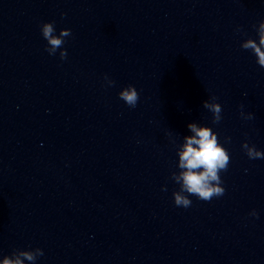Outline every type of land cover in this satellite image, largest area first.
I'll list each match as a JSON object with an SVG mask.
<instances>
[{
    "label": "water",
    "instance_id": "95a60500",
    "mask_svg": "<svg viewBox=\"0 0 264 264\" xmlns=\"http://www.w3.org/2000/svg\"><path fill=\"white\" fill-rule=\"evenodd\" d=\"M261 20L264 0H0V264H264V158L242 147L264 152V68L241 47ZM45 22L71 30L66 59ZM190 123L230 163L224 194L185 208Z\"/></svg>",
    "mask_w": 264,
    "mask_h": 264
},
{
    "label": "clouds",
    "instance_id": "9594fccd",
    "mask_svg": "<svg viewBox=\"0 0 264 264\" xmlns=\"http://www.w3.org/2000/svg\"><path fill=\"white\" fill-rule=\"evenodd\" d=\"M255 27V26H254ZM54 22H45L41 25V33L44 39L47 40L50 47H46L49 55H54L57 49L60 51V58L66 59L67 51L62 46L65 43V37L71 35L70 29H61L59 35L55 33ZM259 46L255 39L249 38L241 47L246 50H252L256 57L257 64L264 68V51H261V46H264V20L259 22ZM258 58V59H257ZM108 84H114V81L109 80ZM119 98L122 99L130 108H135L139 101V93L133 85H128L119 92ZM212 101H216L217 97L211 96ZM203 107L212 113L213 123H219L221 120L222 108L219 103H209L208 100L203 102ZM243 109V105H241ZM244 119H252L253 114H245L242 110L240 113ZM188 128L195 135L186 136V143L183 145V151L179 152V168L182 171L179 176L172 175V179L179 184V191L173 192L174 203L177 206L187 208L191 205V200L187 193L197 196L198 199L203 201H210L213 198L220 197L224 194L225 189L222 186L223 181L219 173L226 171L230 163V156L227 149L218 142L217 133L208 126L198 127L196 123L188 124ZM228 139V138H226ZM193 145H197L194 147ZM243 149L246 151L250 159L264 158V152L256 149L254 145L249 146L247 142L243 143ZM253 216L257 213L254 211ZM15 258L9 259L6 255L3 264H24V259L35 264L38 257L43 256V250L36 248L35 251L16 250L12 253Z\"/></svg>",
    "mask_w": 264,
    "mask_h": 264
}]
</instances>
